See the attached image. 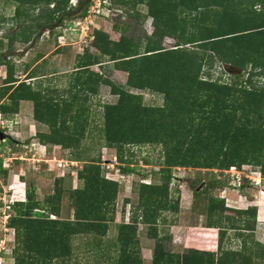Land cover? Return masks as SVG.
<instances>
[{"label": "trees", "instance_id": "16d2710c", "mask_svg": "<svg viewBox=\"0 0 264 264\" xmlns=\"http://www.w3.org/2000/svg\"><path fill=\"white\" fill-rule=\"evenodd\" d=\"M10 1L17 4L14 19L18 21L25 15L24 21L32 20V23L25 24L26 29L20 33L2 37L0 49L4 48L5 41L9 42V49L17 40L29 43L31 35L27 30L32 33L34 23L47 28L59 15L65 17V14L72 13V18L85 17L90 5V0H78L76 8L69 6L70 0ZM52 3L54 8L51 10ZM113 3L132 4L134 8L144 5L147 16L153 19V35L147 36L144 50L140 53V46L143 45L140 40L134 43V38L122 36L118 42H112L107 35L95 33L92 45L100 55L87 49L77 58L75 69L78 76L70 88L77 93L88 92L92 85L101 84L111 87L113 94L119 96L117 103L103 106L102 138L107 147L118 150L122 163L129 164L121 169L123 173L135 169L130 167L136 162L132 158L135 153L129 149L128 158H125L124 151L125 145L137 141L132 138L135 131L130 125L138 124L141 116L148 114L143 122L149 123L156 122L153 114L166 116L171 120L168 125L171 131L167 136L171 137L170 140L178 137L180 146L173 148L172 153L168 151L167 156L165 154L158 162V165L164 163L166 168L153 173L160 176L163 182L138 186L139 199L131 210V222L118 226L119 236L115 242L118 256L114 260L109 257L113 260L110 264H142L139 252L137 254L135 248H130L137 244L135 238L139 224L156 230L158 210L178 211V202L172 207L168 200L172 179L170 166L225 171L251 164L258 167L264 177V89L258 80L264 77V0H115ZM37 7L47 10L33 18L30 12ZM65 19L62 18L61 22ZM46 31L52 33L51 28ZM164 37L175 40L174 49L163 47L156 39ZM103 57H109L117 70L128 74L125 84H114L103 74L90 70L94 65L101 64L99 67H103L106 63ZM216 64H225L229 72L242 70L243 74L231 73L229 79L234 81L233 85L220 83L221 79L212 81L211 71ZM0 65L7 66L4 87L0 88V99L7 95V101L0 105L1 111L14 114L19 109V102L33 101L35 118L48 124L50 130L52 127L50 133L38 134V140L45 145L75 149L74 158L83 161L78 148L87 125L84 121L87 117L85 108L78 110L76 106L77 110L71 113V124L68 125L60 105L47 98L46 89L16 78V67L10 60L0 58ZM246 75V87H239L238 81ZM29 76L28 79L44 77L43 74ZM127 88H147L162 93L165 106L147 108L142 105L141 96L132 94ZM74 103L75 100L71 102L72 107ZM239 113L245 115L246 123L241 122ZM81 122L82 129L79 131ZM192 130L194 134H191ZM180 136L184 138L180 140ZM154 141L164 140L158 138ZM142 162L152 164L147 157ZM3 172L7 176L8 172ZM79 177L81 186L75 190L64 187V178L57 180L61 185L51 196V212L46 207L38 208L41 204L34 197V189L27 191L25 201L16 200L15 215L9 222V226L16 229L15 264H52L54 259L69 256L73 236H92L94 246H102L108 241L103 239L108 236L109 221L113 222L116 213L118 186L104 178L102 166L96 162L86 163ZM248 183L247 178H242L239 188L243 189ZM217 185L222 183L216 181L208 187L216 188ZM62 190L70 193L72 217L60 216ZM203 193L201 190L194 195L198 197ZM34 209L39 211L34 212ZM208 209L209 214L224 219V209L230 208L220 199L209 200ZM242 211L247 219L256 217L255 207ZM50 215L57 218L50 219ZM244 223L246 226L248 222ZM221 230L207 225L194 234V239H189L186 247L187 254L163 252L159 246L161 240L157 239L151 264H223L226 258L217 255L223 249L222 239L214 236V231L221 235Z\"/></svg>", "mask_w": 264, "mask_h": 264}, {"label": "rangeland", "instance_id": "374dc122", "mask_svg": "<svg viewBox=\"0 0 264 264\" xmlns=\"http://www.w3.org/2000/svg\"><path fill=\"white\" fill-rule=\"evenodd\" d=\"M114 1L90 0L85 17L72 18V13L65 14V17L59 15L56 21L47 27L51 28L52 33L46 31L47 28L34 23L32 33L27 30V33L31 35L29 43L17 40L13 42V48L9 49V42L5 41L4 48L0 49V58L10 60L15 65L16 78L46 89L47 98L53 99L55 105H60L68 125L71 124V113L77 108L78 110L85 108L87 116L84 118L87 123L85 133L79 143V152L77 151L83 158V161L79 162L73 156L75 149H65L60 145H45L38 140V134H48L52 127L50 130L48 124L35 118L33 101L19 102V109L14 114H5L0 109V132L4 134L3 138L0 136V163L2 165L0 172V264H15L16 229L9 226V222L15 215L16 200L25 201L27 191L34 189V197L41 204L38 208L46 207L47 211L51 212V196L56 194L55 189L59 184L61 185L57 180L64 178V187L78 189L81 186L80 172L89 162L99 163L102 166L104 178L115 182L118 186L116 213L113 222L109 221L108 236L103 239V241H108H105L102 246H94L95 239L92 236H73L71 254L54 259L51 263L110 264L119 252L115 243L119 236L118 226L131 222V210L137 205L139 199L138 186L162 183L161 177L153 174L165 167L164 163L158 165V162L163 160L162 156L165 154L167 156L168 151L172 153L173 148L180 146L178 137L170 140L171 137L167 136L171 131L168 127L171 122L169 118L156 113L152 116V118L156 116L155 123L143 122V118L146 119L148 115L145 114L137 120L138 124L130 125L134 126L135 131L132 138L137 141L125 145L124 152L125 158H128L129 149L135 153L132 158L136 162L130 164V167H135V169L130 173H123L121 169L129 164L122 163L118 150L107 147L102 138L103 106L117 103L119 96L113 94L111 87L101 84L92 85L88 92L77 93L70 88L78 76V71L75 69L77 58L87 49L93 54L100 55L99 50L92 45L95 33L101 32L100 34L107 35L112 42H118L122 36L134 38V43L140 40L143 44L140 46V53L144 50L147 36L153 35V19L147 16V9L144 5L134 8L132 4L125 6L113 3ZM77 2L78 0H70L69 6L76 8ZM16 7L17 4L13 1L0 0V39L6 35L20 33L26 29L25 24L32 23V20L24 21L25 15L18 18V21L15 20ZM49 8L52 10L54 3ZM46 10L47 8L37 7L30 12L31 17L35 18ZM62 18L66 19L61 22ZM156 39L160 40L163 47L167 49L175 47L173 38ZM102 60L106 61L103 67H99L101 64L94 65L90 70L103 74L104 78L114 84L121 85L127 82L128 74L117 70L115 64L109 61V57H103ZM231 73L241 75L243 71L235 69L229 72L225 64H216L211 71V79L212 81L221 79L220 83L233 85L234 81L229 79ZM30 74H43L44 77L28 79ZM6 77L7 66L0 65V88L4 87ZM246 78L247 75L238 81L239 87H246ZM258 80L261 81L259 85L264 89V77ZM127 90L134 95L141 96V103L147 108L165 106L162 93L147 88H127ZM6 99L7 95L1 98L0 105L7 101ZM74 100V107H72L71 102ZM239 114L242 117L241 122L246 123L245 115ZM258 122L262 123V120ZM81 126L82 122L81 125L79 124V131L82 129ZM175 129L178 130V128ZM194 132L192 130L191 134ZM158 138L164 141H154ZM183 138L180 136V140ZM196 147L200 148L199 145ZM145 157L152 164L143 163ZM170 167L172 179L169 183L168 200L172 207L178 202L179 212L173 209L158 210L156 216L158 229L156 230L139 224L137 238H135L137 244H133L130 248L132 250L135 248L137 254L139 252L142 264L152 263L151 258L153 259L157 239L161 240L159 246L163 252L187 254L186 247L189 239L193 240L194 234L201 232L207 225L223 229L221 235L214 231L216 234L214 236L218 240L222 239L223 249L217 255L226 258L223 264H264V177L261 176L260 169L251 164H243L240 169L232 167L225 171ZM5 170L8 172L7 176L3 172ZM242 178H247L250 184H245V187L240 189ZM216 181L221 182L222 185H217L216 188L208 187L210 183ZM8 187L9 190H7ZM201 190L204 192L202 195L198 197L194 195L195 192ZM220 199L224 200L225 205L230 208L224 209L226 210L224 219L209 214V200ZM61 202L60 216L68 218L73 214L68 190H62ZM251 207L256 208V217L250 218L249 216L250 219H247L248 217L242 210ZM36 211L39 210L34 209V212ZM51 218L57 217L50 215ZM244 222H248V225L245 226ZM217 232L219 233L218 229Z\"/></svg>", "mask_w": 264, "mask_h": 264}, {"label": "water", "instance_id": "95a60500", "mask_svg": "<svg viewBox=\"0 0 264 264\" xmlns=\"http://www.w3.org/2000/svg\"><path fill=\"white\" fill-rule=\"evenodd\" d=\"M0 136L3 138L4 134L2 132H0Z\"/></svg>", "mask_w": 264, "mask_h": 264}, {"label": "bare ground", "instance_id": "6f19581e", "mask_svg": "<svg viewBox=\"0 0 264 264\" xmlns=\"http://www.w3.org/2000/svg\"><path fill=\"white\" fill-rule=\"evenodd\" d=\"M7 190H9V187L7 188Z\"/></svg>", "mask_w": 264, "mask_h": 264}, {"label": "crops", "instance_id": "0c3cea01", "mask_svg": "<svg viewBox=\"0 0 264 264\" xmlns=\"http://www.w3.org/2000/svg\"><path fill=\"white\" fill-rule=\"evenodd\" d=\"M246 210V209H245ZM151 261H152V258H151Z\"/></svg>", "mask_w": 264, "mask_h": 264}, {"label": "clouds", "instance_id": "9594fccd", "mask_svg": "<svg viewBox=\"0 0 264 264\" xmlns=\"http://www.w3.org/2000/svg\"><path fill=\"white\" fill-rule=\"evenodd\" d=\"M52 216V215H51ZM52 219H54V218H52Z\"/></svg>", "mask_w": 264, "mask_h": 264}]
</instances>
